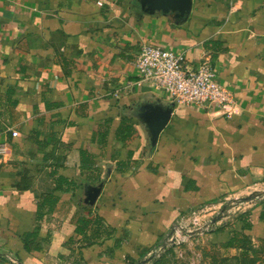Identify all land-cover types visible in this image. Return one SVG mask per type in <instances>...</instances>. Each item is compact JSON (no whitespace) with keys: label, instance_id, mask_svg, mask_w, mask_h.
I'll return each mask as SVG.
<instances>
[{"label":"crops","instance_id":"0c3cea01","mask_svg":"<svg viewBox=\"0 0 264 264\" xmlns=\"http://www.w3.org/2000/svg\"><path fill=\"white\" fill-rule=\"evenodd\" d=\"M146 43L207 61L232 112L175 103L151 152L131 107L173 100L140 81ZM197 210L209 230L169 245ZM0 264H264V0H194L181 24L136 0H0Z\"/></svg>","mask_w":264,"mask_h":264},{"label":"built area","instance_id":"2783aa9c","mask_svg":"<svg viewBox=\"0 0 264 264\" xmlns=\"http://www.w3.org/2000/svg\"><path fill=\"white\" fill-rule=\"evenodd\" d=\"M101 5V2H98ZM134 65L140 81L150 88L167 93L179 105L215 109L229 115L234 107L231 92L218 80V74L207 61L190 66L184 55L154 44H142ZM239 211L240 207H233ZM234 212V211H233ZM197 210L189 214L190 223L181 220L167 237L169 245L184 241L185 234L209 230V223L199 227ZM201 228V229H199Z\"/></svg>","mask_w":264,"mask_h":264},{"label":"water","instance_id":"95a60500","mask_svg":"<svg viewBox=\"0 0 264 264\" xmlns=\"http://www.w3.org/2000/svg\"><path fill=\"white\" fill-rule=\"evenodd\" d=\"M142 13L172 16L177 24L188 20L194 0H136ZM175 102L164 103L160 98L151 101H140L131 107V115L140 122L149 140L152 152L157 145L160 133L170 121ZM101 184L91 186L85 192L84 202L93 205L100 193Z\"/></svg>","mask_w":264,"mask_h":264},{"label":"rangeland","instance_id":"374dc122","mask_svg":"<svg viewBox=\"0 0 264 264\" xmlns=\"http://www.w3.org/2000/svg\"><path fill=\"white\" fill-rule=\"evenodd\" d=\"M226 203L229 204L228 207H230L229 209H231L232 212L233 211L237 212V211H235L236 209L233 208V207H240L239 210H241L243 206H247V203H243V201L241 199H238V200H227Z\"/></svg>","mask_w":264,"mask_h":264},{"label":"trees","instance_id":"16d2710c","mask_svg":"<svg viewBox=\"0 0 264 264\" xmlns=\"http://www.w3.org/2000/svg\"><path fill=\"white\" fill-rule=\"evenodd\" d=\"M60 179H61V180H64L63 178H60ZM60 182H61V181H60ZM234 238H235V237H234ZM232 241H233V238H232V240H230L229 245H232V244H233ZM246 243H247V241L244 242V244H246Z\"/></svg>","mask_w":264,"mask_h":264}]
</instances>
